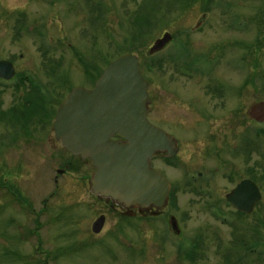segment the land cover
<instances>
[{
  "label": "rangeland",
  "instance_id": "rangeland-1",
  "mask_svg": "<svg viewBox=\"0 0 264 264\" xmlns=\"http://www.w3.org/2000/svg\"><path fill=\"white\" fill-rule=\"evenodd\" d=\"M165 34L172 44L150 56ZM124 55L179 152L157 165L166 209L142 222L92 196L91 163L51 128L70 90ZM0 61L28 79L0 88V264H264V122L248 118L264 104V0H0ZM244 179L261 200L238 217L224 197Z\"/></svg>",
  "mask_w": 264,
  "mask_h": 264
},
{
  "label": "water",
  "instance_id": "water-1",
  "mask_svg": "<svg viewBox=\"0 0 264 264\" xmlns=\"http://www.w3.org/2000/svg\"><path fill=\"white\" fill-rule=\"evenodd\" d=\"M170 40L168 34L163 35L149 53L160 51ZM13 76L12 64L0 61V79L8 81ZM147 90L138 58L121 56L108 65L93 89H72L54 116L56 142L73 157L89 160L94 168L89 192L125 210L163 209L170 192V184L152 168L151 159L155 153L175 157L176 141L148 122ZM250 117L262 122L264 104H255ZM114 135L123 141L110 140ZM260 200V191L250 180L241 181L225 196L226 203L244 215H250ZM103 225L101 216L91 232L99 234ZM170 226L179 233L174 218Z\"/></svg>",
  "mask_w": 264,
  "mask_h": 264
},
{
  "label": "flooded vegetation",
  "instance_id": "flooded-vegetation-1",
  "mask_svg": "<svg viewBox=\"0 0 264 264\" xmlns=\"http://www.w3.org/2000/svg\"><path fill=\"white\" fill-rule=\"evenodd\" d=\"M172 42H173V40L171 39V41L165 46V48L163 49V50H165L170 44H172ZM226 48H224V49H221V50H219L218 51V55H217V59L218 58H220V59H218V61L219 60H221V58H224V53H225V50ZM162 50V51H163ZM162 51H160V52H158V53H161ZM157 54V53H156ZM156 54H153V55H156ZM220 56V57H219ZM244 62L246 63L247 61H245L244 60ZM14 71H15V69H14ZM16 79H18L19 80V82H22V83H25L26 81H28V79H27V77L26 76H21V77H17L16 78V73H15V75H14V78H12L10 81H8V82H4L3 80H0V88H11L12 86L10 85V83L13 81V80H16ZM95 84V83H94ZM94 84H93V86L92 87H89V88H86L85 87V89H87V90H90V89H92L93 87H94ZM83 88V87H82ZM36 90H39V87L38 86H36ZM213 91L214 92H220V91H222V88L221 89H219V87H217L216 86V88L215 89H213ZM151 103V102H150ZM60 105V104H59ZM58 105V106H59ZM253 107V106H252ZM251 107V108H252ZM58 108V107H57ZM251 108H250V110H249V113H248V118H250L251 120H252V122H254L255 120H253L252 119V117H250V113H251ZM57 110V109H56ZM151 111V110H150ZM147 120L149 121V123L150 124H152L153 126H155L156 128H159V129H161V130H163L166 134H168V135H170V136H172L173 138H174V140L176 141V139H175V137L172 135V134H170V133H168L167 131H165L164 129H162L161 127H159V126H156L151 120H149L148 119V116H147ZM264 121V120H263ZM53 123H54V116H53ZM53 123H52V125H51V128H52V133H53V138H54V141L56 142V140H55V137H54V131H53ZM263 124V123H262ZM43 127H45V125L43 126ZM110 140H112V141H123V138L122 137H120V136H118V135H114ZM125 142V141H124ZM57 143V142H56ZM57 145H58V143H57ZM175 146H176V148H177V154H176V156L174 157V158H168L167 157V154L166 153H155L154 155H153V157H152V160H151V162H152V166H153V169L154 170H156L157 172H159L166 180H168L167 179V177L162 173V171L157 167V165L158 164H161L162 166H164V167H170L171 165H173L174 166V162H175V160L178 158V143H177V141H176V144H175ZM68 153V152H67ZM58 174L59 175H61L62 174V172L61 171H58ZM198 177H201V174H198ZM56 182V181H55ZM168 182L170 183V181L168 180ZM170 185H171V183H170ZM5 189V188H4ZM171 189H172V187H171ZM99 201H103L104 203H106L109 207H110V209H112V210H119V215L122 217V218H124V219H128V220H137V221H139V222H142V221H145V220H147V219H150V218H157V217H159V216H161L162 215V212L166 209V207L165 208H163V209H161V210H159V211H156L155 209H153V208H147V209H133V210H125V209H123V208H121V207H118V206H115L114 204H112V203H110L109 201H107V200H99ZM169 202V201H168ZM128 213H130V214H132V216H127L126 214H128ZM152 215H155V216H152ZM99 217H101V216H99ZM98 217V218H99ZM97 218V219H98ZM105 222V221H104Z\"/></svg>",
  "mask_w": 264,
  "mask_h": 264
},
{
  "label": "trees",
  "instance_id": "trees-1",
  "mask_svg": "<svg viewBox=\"0 0 264 264\" xmlns=\"http://www.w3.org/2000/svg\"><path fill=\"white\" fill-rule=\"evenodd\" d=\"M136 35V34H135ZM139 35V34H138ZM138 35H136V36H138ZM253 180V179H252ZM254 181V180H253ZM236 216H238V217H244L243 215H240V214H238V213H234ZM258 243V242H257ZM257 243H254V245H256ZM253 245V246H254Z\"/></svg>",
  "mask_w": 264,
  "mask_h": 264
}]
</instances>
